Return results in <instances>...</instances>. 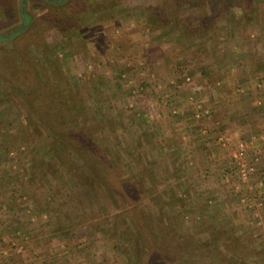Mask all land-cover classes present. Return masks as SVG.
Masks as SVG:
<instances>
[{
  "label": "rangeland",
  "instance_id": "1",
  "mask_svg": "<svg viewBox=\"0 0 264 264\" xmlns=\"http://www.w3.org/2000/svg\"><path fill=\"white\" fill-rule=\"evenodd\" d=\"M28 9L14 36L0 0V264H264V0Z\"/></svg>",
  "mask_w": 264,
  "mask_h": 264
},
{
  "label": "built area",
  "instance_id": "2",
  "mask_svg": "<svg viewBox=\"0 0 264 264\" xmlns=\"http://www.w3.org/2000/svg\"><path fill=\"white\" fill-rule=\"evenodd\" d=\"M185 80L189 81L188 78ZM196 108L199 111L201 110V106L199 105H197ZM203 114H207V111L203 112ZM233 158H234L233 161L238 168L239 178L243 183H245L247 181L249 174L253 171L252 168L253 166L245 161V150L243 144H240V147Z\"/></svg>",
  "mask_w": 264,
  "mask_h": 264
},
{
  "label": "flooded vegetation",
  "instance_id": "3",
  "mask_svg": "<svg viewBox=\"0 0 264 264\" xmlns=\"http://www.w3.org/2000/svg\"><path fill=\"white\" fill-rule=\"evenodd\" d=\"M48 2H51V0H47ZM21 6H19V17H20V21L22 22V26L24 24V20L25 23L28 24L31 21L32 15L30 14L29 11V0H21ZM24 24V25H26ZM9 38V37H7ZM7 38H1L3 39V41H6Z\"/></svg>",
  "mask_w": 264,
  "mask_h": 264
},
{
  "label": "trees",
  "instance_id": "4",
  "mask_svg": "<svg viewBox=\"0 0 264 264\" xmlns=\"http://www.w3.org/2000/svg\"><path fill=\"white\" fill-rule=\"evenodd\" d=\"M20 1H21V0H19V6H21V2H20ZM21 24H22V22H21ZM26 27H27V24L25 25V27L21 25V27L18 29V31L15 32L13 35H16V34L19 35V34H21V33L25 30ZM7 40H8V38L6 39V41H7ZM3 42H4L3 39L0 38V44L3 43ZM188 71H189V70H187V72H188ZM75 156H76L75 154H71L70 158L74 159ZM92 167H93V166H92ZM90 173H91L92 176H94V177L98 175V174H97L98 171H93V170H91Z\"/></svg>",
  "mask_w": 264,
  "mask_h": 264
},
{
  "label": "water",
  "instance_id": "5",
  "mask_svg": "<svg viewBox=\"0 0 264 264\" xmlns=\"http://www.w3.org/2000/svg\"><path fill=\"white\" fill-rule=\"evenodd\" d=\"M24 24H26V23H25V20H24ZM24 24H23V26L25 27V25H24ZM14 36H15V35H14Z\"/></svg>",
  "mask_w": 264,
  "mask_h": 264
}]
</instances>
